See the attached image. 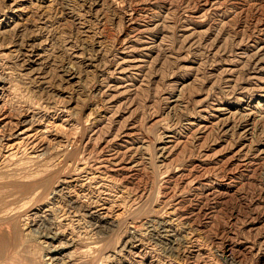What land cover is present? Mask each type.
Here are the masks:
<instances>
[{"label": "rangeland", "instance_id": "1", "mask_svg": "<svg viewBox=\"0 0 264 264\" xmlns=\"http://www.w3.org/2000/svg\"><path fill=\"white\" fill-rule=\"evenodd\" d=\"M1 135L0 264H264V0H0Z\"/></svg>", "mask_w": 264, "mask_h": 264}, {"label": "bare ground", "instance_id": "2", "mask_svg": "<svg viewBox=\"0 0 264 264\" xmlns=\"http://www.w3.org/2000/svg\"><path fill=\"white\" fill-rule=\"evenodd\" d=\"M145 30V29H144ZM259 37V36H258ZM135 38V37H134ZM258 56V55H257ZM258 62V61H257ZM177 101V100H176ZM205 109V108H204ZM204 111V110H203ZM245 119V118H244ZM248 120V119H247ZM223 126V125H222ZM3 133V132H1ZM171 136V135H170ZM116 137V136H115ZM167 137V136H166ZM176 137V136H175ZM7 140V137L5 138V135H1L0 136V141L3 142L4 140ZM115 140V139H114ZM112 141V140H111ZM1 145V144H0ZM14 146V144H13ZM108 147V146H107ZM105 148V147H104ZM164 149V148H163ZM103 150V149H102ZM127 152V151H126ZM125 153V152H124ZM262 153V152H261ZM118 155V154H117ZM93 157V156H92ZM117 157V156H116ZM115 158V157H114ZM113 157H111V160H114ZM123 158V157H122ZM97 159V158H96ZM104 159V158H103ZM91 160V159H90ZM99 160V159H98ZM89 161V160H88ZM108 161V159H107ZM124 162V161H123ZM129 162V161H128ZM105 161H100V164H104ZM118 163V162H117ZM88 166V165H87ZM103 166V165H102ZM114 166V165H113ZM105 167V166H103ZM87 168V167H86ZM110 169V168H109ZM112 169V168H111ZM125 169V168H124ZM128 169V168H127ZM82 170V168H81ZM116 171V170H115ZM105 173V172H104ZM65 183V182H64ZM72 210V209H71ZM73 211V210H72ZM195 214V213H194ZM89 217V216H88ZM53 219V218H52ZM44 220V219H43ZM59 231V230H58ZM61 231V230H60ZM56 235V234H55ZM47 239L51 240L52 245L51 250L49 252L50 255H48L47 259L48 264H67L68 263V259H67V252L66 250L70 247V246H66L65 244H57V245H53V243H55V241H57V237H48ZM133 239V238H132ZM86 253V252H85ZM84 253V256H86V254ZM70 254V253H69ZM89 255V254H88ZM100 264V263H99Z\"/></svg>", "mask_w": 264, "mask_h": 264}]
</instances>
